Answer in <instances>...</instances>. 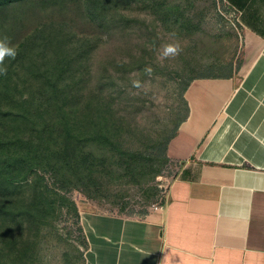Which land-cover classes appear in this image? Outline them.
I'll return each instance as SVG.
<instances>
[{"label":"trees","instance_id":"1","mask_svg":"<svg viewBox=\"0 0 264 264\" xmlns=\"http://www.w3.org/2000/svg\"><path fill=\"white\" fill-rule=\"evenodd\" d=\"M24 1L0 0V25ZM73 1L95 29L77 30L65 16L42 20L9 44L16 55L0 64L6 69L0 107L10 105L15 137L0 139L7 154L0 167V182L7 185L0 191V264H38L43 233L58 209L71 205L78 211L60 189L77 187L95 198L112 185L157 173L153 147L171 141L189 113L185 99L186 113L174 130L168 134L166 126L152 134L151 123L140 118L144 102L117 80H141L165 41L198 31L195 13L186 9L191 2ZM120 37L124 47L116 45Z\"/></svg>","mask_w":264,"mask_h":264},{"label":"crops","instance_id":"2","mask_svg":"<svg viewBox=\"0 0 264 264\" xmlns=\"http://www.w3.org/2000/svg\"><path fill=\"white\" fill-rule=\"evenodd\" d=\"M224 1L240 44L185 90L169 143L180 166L160 208L81 210L84 264H264V0Z\"/></svg>","mask_w":264,"mask_h":264},{"label":"rangeland","instance_id":"3","mask_svg":"<svg viewBox=\"0 0 264 264\" xmlns=\"http://www.w3.org/2000/svg\"><path fill=\"white\" fill-rule=\"evenodd\" d=\"M186 1L192 3L190 7L187 5L186 9L195 13V21L199 23L198 31L191 36L182 34L165 41L156 51L153 63L147 69L150 71L145 73L141 80L140 77L130 80L127 75L117 80L119 85L127 84V90L134 89V93L144 102L140 118L144 117L142 120L151 123L152 134L166 126L170 130L168 134L174 130V125L186 113L184 95L189 80L204 70L219 67L220 59L227 61L233 58L240 44L242 29L239 27L236 13L224 0H182V3L186 5ZM64 16L74 22L73 28L77 30L95 29L94 25L86 24L80 4L73 0H25L23 6L15 10V14H10L9 20L0 25V39L6 37L9 44L17 42L20 37H24L28 27H33L42 20L62 19ZM166 44H178L182 49L180 54L175 58L158 59ZM116 45L124 47V37L117 39ZM113 51L114 49H111L110 52ZM215 61L216 65L208 66ZM133 74L134 72H131V75ZM17 97L20 98V95ZM0 109H3L0 110V139L6 140L14 133L12 120L8 119L12 115L9 113L11 107L6 103ZM23 139L25 140V134ZM169 143L170 141L164 146L159 144L153 147L152 163L158 171L155 174L148 172L138 183L122 182L112 185L106 196L95 198L77 187L69 191L60 189L59 191L70 196L78 211L71 205L58 209L54 222L43 233L46 238L39 245L41 247L37 263L84 264L86 238L81 232V219L78 217L83 209L140 217L155 203L161 202L180 166V160L173 157L169 151ZM2 152L0 144V167L4 165L2 159L7 157V154ZM5 168L8 169L7 164ZM48 183L49 187H53L51 178ZM6 186L0 182V191ZM59 203H62L60 199L57 201V204Z\"/></svg>","mask_w":264,"mask_h":264},{"label":"clouds","instance_id":"4","mask_svg":"<svg viewBox=\"0 0 264 264\" xmlns=\"http://www.w3.org/2000/svg\"><path fill=\"white\" fill-rule=\"evenodd\" d=\"M6 41V37L4 39H0V64H3L6 57L14 58L16 55V49L9 46V43ZM181 50L182 49L178 44H166L163 46L162 53L158 59L175 58L180 54ZM147 71H150V69ZM0 74H6V69H0ZM260 142L264 144V140H261Z\"/></svg>","mask_w":264,"mask_h":264},{"label":"built area","instance_id":"5","mask_svg":"<svg viewBox=\"0 0 264 264\" xmlns=\"http://www.w3.org/2000/svg\"><path fill=\"white\" fill-rule=\"evenodd\" d=\"M151 208L154 210L159 209L160 208V202L155 203Z\"/></svg>","mask_w":264,"mask_h":264}]
</instances>
